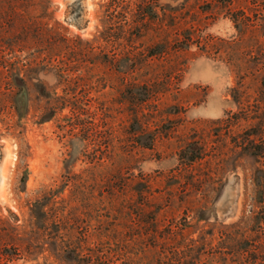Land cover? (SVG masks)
<instances>
[{
    "label": "rangeland",
    "instance_id": "374dc122",
    "mask_svg": "<svg viewBox=\"0 0 264 264\" xmlns=\"http://www.w3.org/2000/svg\"><path fill=\"white\" fill-rule=\"evenodd\" d=\"M4 61L0 263L264 264V0H0Z\"/></svg>",
    "mask_w": 264,
    "mask_h": 264
},
{
    "label": "trees",
    "instance_id": "16d2710c",
    "mask_svg": "<svg viewBox=\"0 0 264 264\" xmlns=\"http://www.w3.org/2000/svg\"><path fill=\"white\" fill-rule=\"evenodd\" d=\"M113 57H115V55ZM60 68L63 72H66L68 70L64 66H61ZM17 69L18 68H17L16 64L9 62V61H4L0 64V84H2V83L4 84L6 91L3 92V95H4L5 99L10 100V103H14V100H13L14 97L21 94L20 89H18L16 91V86H15V83H14L13 78H12L13 75L19 74V72H17ZM14 104H15V108H16L17 107L16 103H14ZM75 113H76L75 116L77 118H79L80 111H77V112L75 111ZM91 129H92V127H86L85 128V130L87 132L90 131ZM89 134L87 133V137L90 138ZM92 137H93V135H92ZM0 138H1V134H0ZM253 145H254L253 146V154L264 160V139L261 138L260 144L255 143ZM198 157H200V156H195L194 159H197ZM261 185H262V187L260 189L261 195L259 198V202L261 203L262 208H261L259 214L262 215L261 220L264 221V183ZM15 221H17V219ZM7 235H8V240H6V242L4 244L5 245H11V247L6 246L7 248L4 251V258H5L4 264H9L14 259H18V258L22 257V249H21L22 244L17 242L18 239L15 235L10 234V233H8ZM11 248H13L12 252L9 251V249H11ZM258 249H259V247L255 246L253 248V250H250V254L252 256L250 263H252V264H255L257 262V259H258L257 253L259 251L263 252V250L258 251ZM263 261H264V259H263ZM0 264H2V263H0Z\"/></svg>",
    "mask_w": 264,
    "mask_h": 264
},
{
    "label": "water",
    "instance_id": "95a60500",
    "mask_svg": "<svg viewBox=\"0 0 264 264\" xmlns=\"http://www.w3.org/2000/svg\"><path fill=\"white\" fill-rule=\"evenodd\" d=\"M2 150H0V156L2 155V152H1Z\"/></svg>",
    "mask_w": 264,
    "mask_h": 264
}]
</instances>
